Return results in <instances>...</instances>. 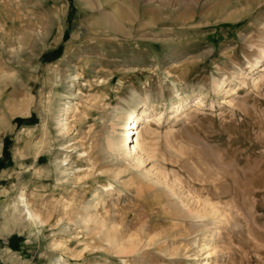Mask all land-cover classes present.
<instances>
[{
	"label": "rangeland",
	"instance_id": "rangeland-1",
	"mask_svg": "<svg viewBox=\"0 0 264 264\" xmlns=\"http://www.w3.org/2000/svg\"><path fill=\"white\" fill-rule=\"evenodd\" d=\"M262 68L264 0H0V264H264Z\"/></svg>",
	"mask_w": 264,
	"mask_h": 264
},
{
	"label": "bare ground",
	"instance_id": "bare-ground-1",
	"mask_svg": "<svg viewBox=\"0 0 264 264\" xmlns=\"http://www.w3.org/2000/svg\"><path fill=\"white\" fill-rule=\"evenodd\" d=\"M261 71H264V69L262 68ZM195 100H197V104H202L203 103V99L200 97H197ZM187 98L186 99H180L179 102H177V104L174 103V105L172 106L173 109V113H176L177 115L180 113L181 110L184 109V107L187 106ZM146 105V104H145ZM132 117H133V122L134 125L128 127V131L126 132V134L123 137V140L120 141L119 140H112L111 144L112 147L115 151L119 150L120 148H122V146H128L130 148V151H128L127 154H125L128 158H131L136 161L139 162V164L141 165L144 162V157L142 156V151H144V148L142 146V143L140 141V137L142 135V131L139 129V124H141V126H152V124L156 121H159L161 119L160 116L158 115H153V114H140L138 113L136 110H132ZM139 123V124H138ZM143 124V125H142ZM137 126V127H136ZM136 135V137L134 138V135ZM132 140V141H130ZM134 141L133 145L132 142ZM207 212V211H206ZM32 215V214H30Z\"/></svg>",
	"mask_w": 264,
	"mask_h": 264
}]
</instances>
